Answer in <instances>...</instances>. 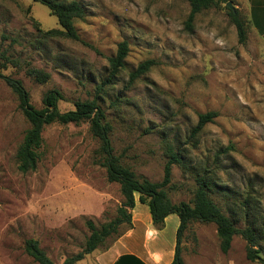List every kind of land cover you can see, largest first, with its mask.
<instances>
[{"label": "rangeland", "instance_id": "374dc122", "mask_svg": "<svg viewBox=\"0 0 264 264\" xmlns=\"http://www.w3.org/2000/svg\"><path fill=\"white\" fill-rule=\"evenodd\" d=\"M75 1L84 7L83 18L74 20L82 41L45 38L44 31L60 26L44 5L0 0L1 72L21 80L37 109L43 107V95L57 89L62 95L58 108L67 111L78 100L94 98L95 86L108 74L107 58L126 41L123 66L98 99L121 164L138 177L161 181L170 145L181 156L180 163L171 165V183L177 187L168 196L174 203L190 201L196 176L212 174L217 188L211 197L222 211L238 227L253 220L263 229L262 259H247L246 242L239 234L222 252L215 224L198 221L189 222L182 232L181 257L189 264H264L260 40L246 34L239 43L224 4L196 13L188 31V0ZM145 60L154 64L129 84V73ZM31 69L42 70L48 78L36 82ZM18 104L0 79V264H38L24 251L30 238L61 264L83 248L90 233L86 221L99 227L114 218L121 202L119 185L106 178L99 141L87 119L45 125L36 169L19 171L16 151L29 124ZM207 111H215L216 117L192 138L198 114ZM175 231L170 217L147 241L169 245ZM93 252L74 264H92Z\"/></svg>", "mask_w": 264, "mask_h": 264}, {"label": "trees", "instance_id": "16d2710c", "mask_svg": "<svg viewBox=\"0 0 264 264\" xmlns=\"http://www.w3.org/2000/svg\"><path fill=\"white\" fill-rule=\"evenodd\" d=\"M32 1L47 7L50 14L56 17L60 26V29L44 31L43 36L45 38L60 36L66 39L82 41L74 26V20L81 19L84 16V7L78 1ZM227 1L188 0L190 10L185 20V28L188 31L192 30V22L196 13L224 4L226 14L235 27L238 42L244 43L247 34L246 21L237 9L229 8L226 5ZM127 52L128 43L126 41L119 42L115 54L107 58L108 74L105 79L95 86L94 98L84 101L78 100L74 103V108L67 111H60L58 108V101L62 98V95L57 89L47 91L42 97L43 107L40 109L35 108L30 103L28 91L21 80L3 74L0 66V79L17 96L18 107L29 124L16 151L19 171L25 173L36 169L43 144L42 131L45 125L53 122L60 124L79 123L87 119L90 123L92 135L99 141L101 165L105 168L106 178L109 182H115L119 185L121 202L116 208L114 218L99 227H96L90 220L86 221L90 233L85 240L83 248L74 255L66 257L61 264H74L102 245L107 238L114 237L116 239L131 229V211L135 203V194L138 195L140 203L147 205L154 228L162 229L164 227V219L168 214L174 213L178 216L179 225L175 235V251L170 264H184L180 255L181 235L187 224L192 221L215 224L219 248L222 252L226 253L228 251L232 237L239 234L246 242L247 259L252 261L262 259L259 256V251L261 250L259 241L262 239L263 229H259L258 224L253 220L244 227H238L235 220L222 211L221 207L211 197V192L217 188L212 174L207 175V171H205V174L196 176V186L190 201H179L177 203L171 201L168 191L177 187L171 183V165L180 163L181 156L178 152H174L170 145H167L165 149L168 158L164 165L161 181L154 182L138 177L130 167L121 164L120 157L115 154L111 144V126L105 119V112L98 104V99L105 94L104 86L113 83L123 66ZM2 57L5 60L7 59L5 55ZM153 64V60L141 62L134 71L129 73L128 83L131 84L134 79L148 71ZM29 73L36 82H45L48 78V74L42 70L31 69ZM216 115L215 111L199 113L197 122L191 130V137H195L207 123L213 121ZM244 213L245 217L248 218L247 209L244 210ZM24 251L38 264H55L39 246L36 239L25 240Z\"/></svg>", "mask_w": 264, "mask_h": 264}, {"label": "crops", "instance_id": "0c3cea01", "mask_svg": "<svg viewBox=\"0 0 264 264\" xmlns=\"http://www.w3.org/2000/svg\"><path fill=\"white\" fill-rule=\"evenodd\" d=\"M231 8L237 9L244 14V18L249 27L247 35L260 40L264 47V0H228ZM135 194V203L131 211L132 228L114 239L104 249L93 252L92 264H170L175 251V239L168 245L163 242H148L161 229H156L151 223L149 209L146 204L138 201ZM145 205V207L143 206ZM175 215V216H174ZM171 217L175 230L179 225V218L176 214H168L165 219ZM175 217V218H174ZM142 230V231H141ZM142 232L140 236L139 232ZM176 235V231H175ZM140 237V238H139ZM188 258V257H187ZM184 264H189L182 256Z\"/></svg>", "mask_w": 264, "mask_h": 264}, {"label": "water", "instance_id": "95a60500", "mask_svg": "<svg viewBox=\"0 0 264 264\" xmlns=\"http://www.w3.org/2000/svg\"><path fill=\"white\" fill-rule=\"evenodd\" d=\"M226 5H227L228 7H230V8L232 7V5L230 4V2H227Z\"/></svg>", "mask_w": 264, "mask_h": 264}]
</instances>
